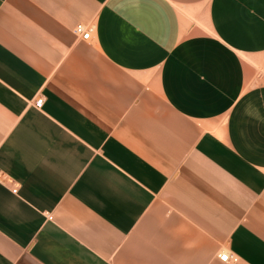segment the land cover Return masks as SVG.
<instances>
[{
    "label": "crops",
    "instance_id": "0c3cea01",
    "mask_svg": "<svg viewBox=\"0 0 264 264\" xmlns=\"http://www.w3.org/2000/svg\"><path fill=\"white\" fill-rule=\"evenodd\" d=\"M0 173V264H264V0H0Z\"/></svg>",
    "mask_w": 264,
    "mask_h": 264
},
{
    "label": "built area",
    "instance_id": "2783aa9c",
    "mask_svg": "<svg viewBox=\"0 0 264 264\" xmlns=\"http://www.w3.org/2000/svg\"><path fill=\"white\" fill-rule=\"evenodd\" d=\"M75 34L77 37L81 38L84 41H90L92 38V30L86 26L85 24H78L74 30ZM36 107L37 108H42L43 104H44V99L41 97L39 99H37L36 101ZM1 176V173H0ZM14 193L17 192V189L15 188L13 190ZM219 259L221 262L226 263V264H230V263H237L238 259L236 257L231 256L228 253L225 254H221L219 256Z\"/></svg>",
    "mask_w": 264,
    "mask_h": 264
}]
</instances>
